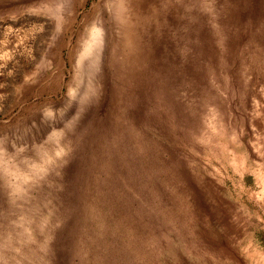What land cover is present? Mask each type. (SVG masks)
I'll list each match as a JSON object with an SVG mask.
<instances>
[{
	"label": "rangeland",
	"instance_id": "rangeland-1",
	"mask_svg": "<svg viewBox=\"0 0 264 264\" xmlns=\"http://www.w3.org/2000/svg\"><path fill=\"white\" fill-rule=\"evenodd\" d=\"M0 264H264V0H0Z\"/></svg>",
	"mask_w": 264,
	"mask_h": 264
}]
</instances>
